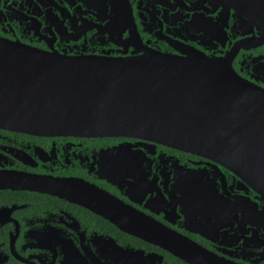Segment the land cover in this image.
<instances>
[{
  "label": "flooded vegetation",
  "instance_id": "obj_1",
  "mask_svg": "<svg viewBox=\"0 0 264 264\" xmlns=\"http://www.w3.org/2000/svg\"><path fill=\"white\" fill-rule=\"evenodd\" d=\"M0 39L66 57L195 50L264 92V0H0ZM0 264H264V198L139 137L0 128Z\"/></svg>",
  "mask_w": 264,
  "mask_h": 264
},
{
  "label": "water",
  "instance_id": "obj_2",
  "mask_svg": "<svg viewBox=\"0 0 264 264\" xmlns=\"http://www.w3.org/2000/svg\"><path fill=\"white\" fill-rule=\"evenodd\" d=\"M66 57L0 39V128L133 136L210 159L264 198V92L195 50Z\"/></svg>",
  "mask_w": 264,
  "mask_h": 264
}]
</instances>
